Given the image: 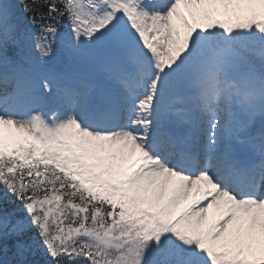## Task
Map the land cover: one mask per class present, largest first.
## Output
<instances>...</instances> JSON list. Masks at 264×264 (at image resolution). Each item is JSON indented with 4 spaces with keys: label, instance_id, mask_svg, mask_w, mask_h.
Here are the masks:
<instances>
[{
    "label": "snow or ice",
    "instance_id": "obj_1",
    "mask_svg": "<svg viewBox=\"0 0 264 264\" xmlns=\"http://www.w3.org/2000/svg\"><path fill=\"white\" fill-rule=\"evenodd\" d=\"M0 264H264V0H0Z\"/></svg>",
    "mask_w": 264,
    "mask_h": 264
}]
</instances>
